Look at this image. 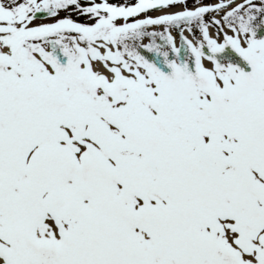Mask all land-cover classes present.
Returning a JSON list of instances; mask_svg holds the SVG:
<instances>
[{"label": "snow or ice", "instance_id": "6c2138e0", "mask_svg": "<svg viewBox=\"0 0 264 264\" xmlns=\"http://www.w3.org/2000/svg\"><path fill=\"white\" fill-rule=\"evenodd\" d=\"M0 264H264V0H0Z\"/></svg>", "mask_w": 264, "mask_h": 264}, {"label": "rangeland", "instance_id": "374dc122", "mask_svg": "<svg viewBox=\"0 0 264 264\" xmlns=\"http://www.w3.org/2000/svg\"><path fill=\"white\" fill-rule=\"evenodd\" d=\"M213 2H215V0H213ZM153 15H157L158 13H152Z\"/></svg>", "mask_w": 264, "mask_h": 264}]
</instances>
